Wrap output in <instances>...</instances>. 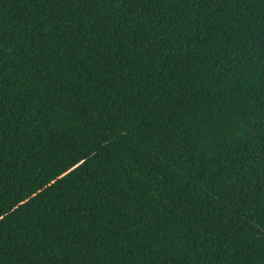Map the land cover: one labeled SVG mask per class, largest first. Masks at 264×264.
I'll use <instances>...</instances> for the list:
<instances>
[{"label": "trees", "instance_id": "1", "mask_svg": "<svg viewBox=\"0 0 264 264\" xmlns=\"http://www.w3.org/2000/svg\"><path fill=\"white\" fill-rule=\"evenodd\" d=\"M0 264H264V0H0Z\"/></svg>", "mask_w": 264, "mask_h": 264}]
</instances>
